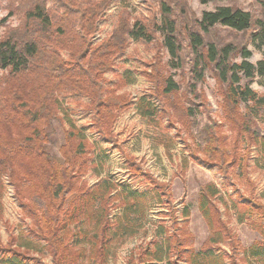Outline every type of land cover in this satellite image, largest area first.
Instances as JSON below:
<instances>
[{
  "label": "trees",
  "instance_id": "obj_1",
  "mask_svg": "<svg viewBox=\"0 0 264 264\" xmlns=\"http://www.w3.org/2000/svg\"><path fill=\"white\" fill-rule=\"evenodd\" d=\"M214 1L217 0H200V3ZM92 2L66 0L63 4L66 21L82 12L75 29L73 25L54 21L43 5L37 4L25 14L23 26L0 39V218L7 181L15 201L32 223L16 235L10 246H0V260L4 264H44L47 257L51 264H108L128 240L144 231L151 201L156 199L164 207L170 205L167 185L149 172H141L133 160L127 161L129 172L142 177L143 185L152 190L154 199L123 189L118 192L108 179L93 186L82 181L88 170L98 174L93 162L95 146L89 143L85 126H78L71 115H89L90 129L112 141V125L132 105L129 95L122 90L135 77L120 62L129 40L149 44L157 32L171 60L178 58L179 50L174 25L167 20L152 31L136 20L130 28L119 30L118 27L106 40L92 46L88 37L94 29L86 25L102 11L96 12ZM82 5L86 8H81ZM162 9L169 12L166 6ZM262 14L264 18V4ZM251 23L248 12L227 6L201 14L197 21L201 34L193 32L189 37L194 55L192 73L195 81L200 82L208 66H213L215 78L223 86L221 111L237 133L234 140L217 136L213 125H219L213 121V125L198 133L199 141L193 140L189 131L187 135L194 144L190 147V158L219 168L236 190L226 197V202L223 200V206L237 223L247 224L258 239L246 249L238 247L237 240L220 219L216 206L220 192L213 184H207L199 193L198 211L209 236L199 251L189 244L187 233L176 227L169 233L162 222L151 245L137 249L125 264H264L261 202L264 194L256 198L253 189H247V193L241 191L233 180L239 177L244 180L248 165L243 163L251 159L247 156L251 145L256 146L259 156L256 167L264 171V132L252 127L253 122L264 123V95L251 89L257 78L264 85V61L252 64L247 48L238 49L231 44L218 47L205 43L203 37L217 26L245 32ZM3 24L4 20H0V27ZM251 35L253 45L264 48V20L256 22ZM159 76H162L160 80ZM157 78L153 81L151 77L153 87L134 104L137 115L155 126L159 124V120H154L157 116L163 118L169 113L164 100L179 91L170 75ZM180 111L186 116L193 114L190 108ZM54 121L62 129L60 158L50 154L48 145L52 143ZM165 140L161 143L168 148L171 139ZM113 143L116 144L114 136ZM182 165L183 169L187 167V159H182ZM229 169L238 173L229 174ZM117 208L120 211L112 217L111 212ZM181 214L184 218L189 216L186 206ZM225 241H229L231 250L219 254V244Z\"/></svg>",
  "mask_w": 264,
  "mask_h": 264
},
{
  "label": "rangeland",
  "instance_id": "obj_2",
  "mask_svg": "<svg viewBox=\"0 0 264 264\" xmlns=\"http://www.w3.org/2000/svg\"><path fill=\"white\" fill-rule=\"evenodd\" d=\"M92 1L96 12L102 10L86 25V28L93 27L94 29L90 39L88 37L92 46L106 40L113 30H118V27L119 30L122 27L130 28L136 20L144 23L150 31L154 30L157 25H161L163 20H167L174 25L175 38L179 48L178 58L173 61L163 46L161 35L157 32L153 33L154 39L149 44L129 40L120 62L124 65V69L132 71L135 77L134 82L122 90L129 95L132 105L112 125V141L103 139L90 129L92 117L89 115L84 113L71 115L78 126H85V135L89 143L95 146L93 162L97 165L98 174L93 170H88L82 177V181L93 186L100 180L108 179L114 183L118 192L123 189L131 193L144 194L148 198L151 197L150 200L154 199L152 190L143 185L142 177L132 176L129 172L127 161L133 160L136 165H139L141 172H149L158 182L166 184L171 196L168 207H164L156 199L151 201L144 231L128 240L116 252L115 257L109 260L108 264H125L129 256L134 255L137 249L144 248L148 244L150 246L157 236V227L162 222L169 233L173 232L174 227L177 228L176 230L187 233L190 236L189 244L195 251H199L209 236L206 223L198 211V196L201 189L207 184H213L220 192L216 203L220 219L237 240L238 247L248 248L258 239V235L247 224L237 223L234 215L223 206V200L226 202V197L236 192L235 188L221 175L218 167L203 164L200 159L194 160L189 156L190 147L194 144L192 138L187 135V131L192 134L193 140L195 138L196 141L197 138L199 141L198 133L204 127L213 125L214 121L219 125V127L213 125L217 128V136L221 134L234 140L237 133L221 111L223 86L215 78L213 66H208L205 70L202 81H195L192 73L194 55L189 37L193 32L201 34L197 21L203 12L213 11L221 6L239 9L248 12L252 17L251 26L247 31L239 33L217 26L203 36L204 42L214 43L218 47L231 44L238 49L247 48L251 52L249 61L252 64L260 60L264 61V48L255 47L251 38V34L256 29V22L264 20L262 14L264 0H217L205 5L201 4L200 0ZM65 3L66 0H0V20H4V24L0 27V39L6 33L23 26L25 14L37 4L43 5L49 15L53 16L54 21L73 25L75 29L77 22L82 17L80 16L82 12L80 11L76 15L78 17H73L68 21L64 20L65 7L63 4ZM103 5L104 7H102ZM162 6H166L169 12L164 11ZM81 8H86V6L82 5ZM83 13L86 15L85 11ZM235 60L238 61L239 58L235 57ZM174 66L177 67L174 68ZM158 75H170L177 83L179 91L176 95L164 100L169 113L163 118L157 116L154 120L156 122L159 120V124L155 126L149 120H143L137 115L134 104L144 94H147L148 89L153 87L151 77L155 81ZM161 78L162 76H159L157 79ZM192 86L195 87L194 91ZM251 89L259 95H264L263 82L258 78L251 84ZM71 106L74 105L71 104ZM183 108H190L193 114L191 116L182 114L180 110ZM171 123L173 124L170 125ZM52 124V143L48 144L50 154L60 158L58 150L63 142L62 129L56 121ZM253 124V128L264 132V123L253 122ZM113 136L116 144L113 143ZM166 138L171 139L168 148L161 143L165 142ZM255 147V145H251L247 154L248 159L249 157L251 159L244 160L243 164L248 165L245 169L244 180H241L240 177L233 178V180L238 183L236 185L239 190L247 193V189H253L256 193L255 197L261 198L264 194V171L256 167L259 156L255 152ZM184 158L188 161L185 169L182 165ZM228 173L238 172L235 169L233 171L229 169ZM245 178L248 179V182L245 181ZM5 187L2 200L3 213L0 218V246L2 247L10 246L20 231H25L32 225L31 219L21 211L15 201L12 188L7 184V181H5ZM261 202L264 204V200ZM185 206L189 210L187 218L181 214ZM119 211L118 208L112 211V217L116 216ZM219 247V254H227L231 250L229 241L219 244ZM43 262L44 264L52 263L50 257L45 258ZM0 264H4L3 261L0 260Z\"/></svg>",
  "mask_w": 264,
  "mask_h": 264
}]
</instances>
